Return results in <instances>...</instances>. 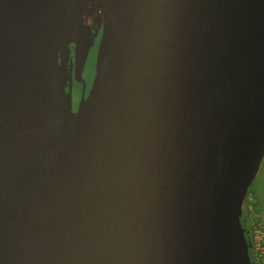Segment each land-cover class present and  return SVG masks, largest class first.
<instances>
[{
    "label": "water",
    "instance_id": "95a60500",
    "mask_svg": "<svg viewBox=\"0 0 264 264\" xmlns=\"http://www.w3.org/2000/svg\"><path fill=\"white\" fill-rule=\"evenodd\" d=\"M89 1L0 0V264H253L264 0Z\"/></svg>",
    "mask_w": 264,
    "mask_h": 264
},
{
    "label": "rangeland",
    "instance_id": "374dc122",
    "mask_svg": "<svg viewBox=\"0 0 264 264\" xmlns=\"http://www.w3.org/2000/svg\"><path fill=\"white\" fill-rule=\"evenodd\" d=\"M85 13V12H84ZM87 15V12L85 13ZM87 22V21H86ZM245 202L251 204V210L244 207L242 214L247 224L256 221L255 235L253 237V246L256 253V264H264V244L260 252L259 241L264 242V154L260 161L258 170L247 188L244 195Z\"/></svg>",
    "mask_w": 264,
    "mask_h": 264
},
{
    "label": "built area",
    "instance_id": "2783aa9c",
    "mask_svg": "<svg viewBox=\"0 0 264 264\" xmlns=\"http://www.w3.org/2000/svg\"><path fill=\"white\" fill-rule=\"evenodd\" d=\"M244 205H245V208H247L248 210H251V204L249 202L248 203L247 202H244ZM249 224L252 226V237H251L252 238V241L250 243V245H251V254H252V256H254V260H253V257H252V260H253V264H254V262L256 264V258L257 257H256V253L254 251L255 248L253 246V237L255 235L254 233H255V229H256V221H251V222H249ZM258 244L260 246V249H261L260 252H261L262 251V245L264 244V242L259 241Z\"/></svg>",
    "mask_w": 264,
    "mask_h": 264
},
{
    "label": "flooded vegetation",
    "instance_id": "af4514ba",
    "mask_svg": "<svg viewBox=\"0 0 264 264\" xmlns=\"http://www.w3.org/2000/svg\"><path fill=\"white\" fill-rule=\"evenodd\" d=\"M93 8H95V2L94 0H90L87 4L85 9L92 11ZM84 13V12H83ZM88 24V29L91 33H95L98 35L99 29L95 26V23H90L89 21L86 22ZM95 27V28H94Z\"/></svg>",
    "mask_w": 264,
    "mask_h": 264
},
{
    "label": "trees",
    "instance_id": "16d2710c",
    "mask_svg": "<svg viewBox=\"0 0 264 264\" xmlns=\"http://www.w3.org/2000/svg\"><path fill=\"white\" fill-rule=\"evenodd\" d=\"M240 220H241V224L244 228L245 237L249 241V243H251V241H252V238H251L252 237V226L250 224L249 225L247 224L246 220L243 217V214H241ZM252 257L254 260V256H252ZM254 264H255V262H254Z\"/></svg>",
    "mask_w": 264,
    "mask_h": 264
}]
</instances>
